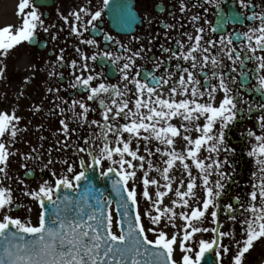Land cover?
Masks as SVG:
<instances>
[{
  "label": "snow or ice",
  "instance_id": "obj_1",
  "mask_svg": "<svg viewBox=\"0 0 264 264\" xmlns=\"http://www.w3.org/2000/svg\"><path fill=\"white\" fill-rule=\"evenodd\" d=\"M205 3L214 4L217 9L221 7L220 0H205ZM238 3L251 12L246 16L248 21L258 22L236 34L238 44L231 33L218 37L210 33H217L224 22L240 19L243 13L221 15V23L217 26H211V22L205 20L210 25L208 32L200 24L204 18L192 14L189 21L195 34L182 33L190 42L187 50L184 40L172 38L177 48L161 45L162 53L167 55L152 58L154 69L177 61L175 71L164 75L158 76L150 70L145 78L139 70L142 66L137 65V59H145L144 53L151 51L143 44L133 50L114 36L105 34V41L114 42L120 49L119 54L103 51L89 55L75 46V51L80 54V67L77 68V60L71 61L74 69L71 87L83 90L87 95L86 98H73L67 108H60L64 118L59 120L62 127L58 131L69 138L79 129H88V134L81 137L83 145L77 146L81 170H76L75 163L63 160L62 163L67 165L66 174H58L52 169L54 181L45 179L37 189L25 190L24 194L39 205L36 223L30 216L21 218L9 214L13 207L24 206L16 203L12 189L0 182V264H223V255L232 252L231 244L224 243L225 238L235 242L236 250L229 264H245V256L254 243L264 239V95L256 102L246 99L238 91L232 73L239 72L245 80L254 77L252 90L264 94V10H252L255 7L252 0H238ZM198 5L199 0L191 7ZM109 8L123 26L131 27L135 19L131 6L110 4V0H103V7L96 11L85 6L68 15H60L69 26V34H75L80 44L98 48V41L85 38L84 34L90 29L102 32L97 23L101 21L104 9ZM179 9L181 13L189 11L185 0H180ZM18 15L19 24L0 27V80L7 76L5 61L14 49L24 43L30 44L38 29L47 33L56 27L55 24L46 25L34 0H20ZM167 27L174 29L177 25ZM165 36H168L167 32ZM56 38V35L52 36L53 40ZM133 39L139 42L141 38L134 36ZM63 52L61 49V61L64 60ZM100 58L117 66L118 83L106 82L102 72L93 74L95 70L88 61L95 63ZM246 61L253 66L248 68ZM184 62L188 66H184ZM225 68H228L227 73ZM30 79L27 78L25 83ZM97 80L100 82L94 84ZM240 87H246V84L241 83ZM48 91L59 92V89L49 88ZM90 101L98 103L102 119H90V113L96 111ZM61 102L69 104L63 98ZM34 108L41 110L40 105ZM254 109L259 113L255 117L259 131L249 128L246 135L255 141L247 151V156L254 161L255 170L251 176L255 182L250 181L248 199L242 201L240 196L234 197L238 208L231 202L223 205L221 198L227 183L233 179L225 166L231 165L233 174L235 171L228 154L235 153L236 149L229 144L228 134L236 123L251 118ZM22 119L15 109L0 111V174L5 176L10 157L16 154L11 145L16 143L21 131L27 130L20 127ZM175 119L181 121L179 126L173 123ZM193 131L198 135L193 137ZM178 138L185 142L181 151L176 149ZM153 141L157 142L155 151L149 147ZM141 142L146 155L141 154ZM202 151L207 155L202 157ZM157 153L163 161L162 167L151 159ZM24 158L35 157L28 153ZM52 163L50 159L44 167L48 168ZM177 166H182L187 179L174 188L171 172ZM97 168L101 177L111 179L112 187L120 197L115 209L112 199L105 198L102 191L97 190L95 196L89 191L95 186L88 173ZM152 171L162 176L165 181L162 186L158 179L150 178ZM82 181L87 182L83 192L80 191ZM139 185L142 189L138 192ZM151 186H155V198L150 192ZM169 193L176 198L171 201L175 207H162L163 198ZM141 198L149 205L143 213L140 211ZM93 199L94 203L91 202ZM27 211L31 213L33 209L28 207ZM221 211L229 220H239L240 239L236 238L234 228L221 230L223 226L218 215ZM144 217H147V225ZM164 217L167 223L163 222ZM177 217L184 222L182 228L175 222ZM209 217L217 227L203 226ZM168 227L176 230L169 234ZM208 232L215 235L211 239H196L197 234ZM177 250L181 253L179 259L176 258Z\"/></svg>",
  "mask_w": 264,
  "mask_h": 264
},
{
  "label": "flooded vegetation",
  "instance_id": "obj_2",
  "mask_svg": "<svg viewBox=\"0 0 264 264\" xmlns=\"http://www.w3.org/2000/svg\"><path fill=\"white\" fill-rule=\"evenodd\" d=\"M37 8L41 13H43V18L46 21V25L55 24L56 27L50 28L49 32H44L42 29H38L37 36L34 40L29 43H24L18 46L10 54L20 53L21 56L27 57L32 61L31 67L23 69L21 74L17 69H12L8 78H5L4 85L8 86L7 83L13 84L15 90H11L10 94L14 98L16 104V114L21 116L23 119L20 121V127L26 128L23 133L28 138V143L26 139L23 138L22 134L19 133L16 138V143L11 145V148L24 151L28 150L29 153L35 154L40 151L39 140L41 137L49 135H58L62 133L58 131L62 126L59 124V120L64 118L60 115V108H67L73 98L80 99L85 97L87 93L83 90L74 89L71 87V83L74 82V69L71 67V61L77 60V68L80 67V54L75 51V46H79L83 51L91 55L94 52L111 51L114 54H119L120 49L114 42H107L104 39V35H112L117 40H120L126 46H130L133 50L140 47L143 44L146 49H151V51H146L144 53L145 59H137V65L142 66L139 70L142 71L147 77V73L151 70L154 71L156 75H164L166 72H174L176 60L167 62L166 66H162L160 69H154L153 67V57H161L163 54L161 51V45L165 47L177 48L175 40L172 38H180L185 42V50L187 46H190V42L187 41L186 36H182V33L187 31L189 33L195 34V29L192 27L189 17L192 14H199L204 19L200 21L205 27L206 32H208L210 25L205 23V20L211 22V26H217L221 23L220 16L224 15L228 17L231 13L235 12L238 15L243 13L244 15L235 21L227 20L223 23V27L218 28L217 33H210L214 37H218L219 34H233L234 42L236 41V34L243 31H247L249 25L258 23L255 21H248L246 19L247 15H250L249 10H245L240 7L238 0H220V9L215 8L214 4L209 5L205 3V0H199V5L196 8H192L191 5L197 3V0H185V3L189 5V11L186 13H181L179 9L180 0H110V4H122L131 6V11L133 12L135 19L131 23V27L123 26L120 21L114 16L113 11L109 9H104L103 16L100 22L97 23V27L102 29L98 32H89L84 34L85 38H95L98 41L99 47H92L88 45L80 44V40L75 34H69L70 29L67 24L64 23L61 18V13L68 15L72 11L79 10L81 7H89L92 11L99 10L103 7V0H34ZM20 0H0L1 10L4 7V11L9 10L8 7H16L18 13V5ZM255 7L252 9L254 11L264 10V0H252ZM207 9V11H205ZM2 10V11H3ZM27 11V10H26ZM19 16V15H17ZM87 19V17L85 18ZM20 21V19H19ZM176 24L177 27L174 29H169L167 25ZM180 25H183L181 28ZM168 36H165V33ZM56 35L55 40L52 36ZM140 37V41H136L133 37ZM61 49H64L63 55L64 60H59L61 55ZM105 63L102 66L100 63ZM89 65L95 72H102L106 82L118 83L120 78V73L116 65L112 64L109 60L105 58L98 59L95 63L88 61ZM122 63V62H121ZM230 64V62L226 61ZM248 68L253 65L246 61ZM108 66H110L111 74L117 75L115 79H110L108 77ZM184 66H188L187 62H184ZM224 71L227 73L228 68ZM50 73H54L51 74ZM79 75V71H76ZM88 72H85L87 75ZM202 76L203 74L198 73ZM236 80V87L240 93L244 95L246 99H250L253 102L260 101L262 93L255 92L252 90L251 86L255 83L254 77H249L247 80L243 76L237 73H232ZM31 78L27 83L25 80ZM3 80V79H2ZM97 80L94 82L99 83ZM215 83L216 81H212ZM203 83V80H202ZM246 84V87L241 88L240 84ZM59 89V92L53 91L49 92L48 89ZM21 93H23L21 95ZM167 95V93H165ZM61 98L69 102L68 105L61 102ZM219 100V96L217 97ZM96 108V111L90 113V119H102L101 109L98 103L89 102ZM40 105L41 110L35 111L34 106ZM59 105V107H57ZM42 113H47L48 115H42ZM259 113L254 109L251 114V118L244 119L236 123L228 134V139L233 143L236 149L235 153H229L230 156L234 155V169L238 170V177L234 181H231L233 185L236 183V189L239 190V196L241 199L243 196L248 198V193L251 190V183H254V179L251 173L255 170L253 158L247 156V151L251 147L254 140L247 138V130L249 128L259 131L255 117ZM66 115L71 116V113H66ZM43 121V122H42ZM42 126V127H41ZM73 127L76 125L73 123ZM43 130V131H41ZM86 130L79 129L78 132H74L72 135H81ZM26 141V142H25ZM35 149V152L32 150ZM38 163V159L34 160ZM38 176V175H37ZM40 178V175H39ZM48 179L47 175H42L41 180ZM49 180V179H48ZM264 244V239L254 243L255 246H259V243Z\"/></svg>",
  "mask_w": 264,
  "mask_h": 264
},
{
  "label": "rangeland",
  "instance_id": "obj_3",
  "mask_svg": "<svg viewBox=\"0 0 264 264\" xmlns=\"http://www.w3.org/2000/svg\"><path fill=\"white\" fill-rule=\"evenodd\" d=\"M9 10H7L6 12L3 10L4 7L2 8L1 10V7H0V27H3V26H6L8 24H19V19H20V16H17L18 13H17V10H16V7H8ZM6 64H7V74H10L11 73V70L12 69H17L21 74H24L25 72H22V70L24 68H28V67H31L32 65V61L30 59H28L27 57H24V56H21L20 53L17 52L16 53H13V54H10L7 58H6ZM9 76H6L5 78H8ZM4 78V79H5ZM10 78V77H9ZM3 80H0V84H1V87H2V90H0V111L2 110H12V109H15L16 110V104L14 102V98L9 95L10 94V91L11 90H15V88L13 86V84H11L10 82L7 83L8 86H5L4 85V81ZM0 87V89H1ZM9 92V94H8ZM47 114V113H46ZM173 123H176L178 126L179 124L181 123V121L179 119H175L173 121ZM201 123H203V120H201ZM99 132V130L97 131ZM23 136V138L26 139V143H28V138L27 136L23 133V131L20 132ZM192 136L195 137L198 135V133H196L195 131H193L192 133ZM80 141H77L75 140V143H79L78 145H83V140L82 139H79ZM55 142H59L61 144H58L56 146V154L54 156V161L56 162H53L51 165L48 166V168H45L44 165L48 162H43V159L44 156H43V148H45V142L46 140L43 138H41L39 140V142L41 143V150L40 152H37L35 154H32L33 157L35 158H30V159H25L24 158V154H28L27 151H21V150H18V149H15L13 150V152H15L16 154L12 157H10V163H9V167L7 169V176L3 175V174H0V182H2L3 186H7V187H10L13 191V196L15 198V201L16 203L18 204H22L24 207L22 208H19L17 210H14V207H13V210L9 213L10 215L16 217V216H19L21 218H24L26 216H30L31 219H32V222L33 223H36L37 220H38V214L40 212V208H39V205L36 201L32 200L31 197H28L24 194L25 190H32V189H37L40 185V183L38 182H27L25 181L24 177H23V169L24 168H27V167H30L32 165H35V159H38L41 160V163L39 165H37V167L39 169H41L42 171L46 172V173H49L50 174V171L52 169H54L56 171V169L60 168L59 165H63L62 161L63 160H69V162L71 163H75L76 164V170L79 171L80 168H79V154L77 153V146H75V149H73V155L70 153V152H64V143L66 144V142H68L67 140L65 139H55L54 140ZM72 142V141H71ZM157 146V142L153 141L152 144L149 145V147H151L153 149V151H155V147ZM160 146V145H159ZM68 147V146H67ZM162 147V146H161ZM164 147V146H163ZM141 154H145L143 152V142H141ZM40 153V154H39ZM52 155H54L53 151L50 155V157L52 158ZM146 155V154H145ZM202 157L207 155L206 152H203L201 153ZM160 157V154L157 153L156 155L152 156L151 159L153 161V163L157 166H163V161L159 158ZM223 157V153L221 154V158ZM85 159H88L87 156L84 157ZM210 162V161H208ZM66 166V165H65ZM64 166V167H65ZM104 167L106 168L107 167V162L105 163ZM229 167H231L229 165ZM182 168V166H181ZM62 169V168H61ZM193 174H197L196 173V170L194 169V172ZM150 178H156L160 181V184H164L165 181L163 180L162 176L155 172V171H152L150 172ZM179 177L180 179L182 178L183 180L186 181L187 179V174L183 171V168H182V173L180 175L176 174V178ZM140 178V174L138 173V176H137V179L139 180ZM213 179H215V177H213ZM21 181H23V183H21ZM37 181H40L39 179ZM161 185V186H162ZM180 186V183L178 184L177 183V180L175 181V179H173V187H179ZM142 189V185H139L137 190L138 192ZM161 190H164L162 187H161ZM183 190V189H182ZM150 192H152L153 194V197L155 198V186H151L150 187ZM236 191L233 190L231 193L227 192L225 193V196H222L221 200H222V204L223 205H226L228 203H232V199L233 197L236 195L235 193ZM200 195H203V192L200 191ZM166 197V196H165ZM163 198V206H173L175 207L174 205H171V201L173 199H176L175 196L172 194V193H169L167 195L166 198ZM28 207H31L33 209V211L31 213H29L27 211ZM149 207L148 204L145 203V201L143 200V198L140 199V211L143 213L147 208ZM235 207V206H234ZM239 207V206H237ZM113 208V206H112ZM114 209V208H113ZM177 211H180V209L177 207ZM225 212L221 211L218 213L219 215V222L220 224H222V228L221 230L222 231H229L230 230V226L227 224L226 221H223V219H220V217H224V214ZM153 214L155 215V211L153 210ZM163 219V222L164 223H167V218L164 217L162 218ZM144 222L145 224L147 225L148 224V220H147V217H144ZM176 224L178 226V228H182L183 227V220L179 217L176 218ZM233 221L229 220L228 219V223L229 224H232ZM236 222H238V226L236 228L235 226V233H236V238L237 239H240L241 236H242V230H241V225L239 223V220H237ZM236 222H233L235 223L236 225ZM163 226V224H162ZM204 227H208V228H212V227H217L216 224H213L212 223V220L211 218L209 217L208 219L205 220L204 224H203ZM176 229H173L171 227H168L167 228V231L169 232V234H171L173 231H175ZM150 237L152 236V234H149ZM215 234L214 233H211V232H208V233H201V234H197L196 236V239H200V238H204V239H211L212 236H214ZM154 238V237H153ZM224 243L225 244H231L232 246V252L231 253H228V254H224L222 259H223V264H229L230 262V257L232 254H234L235 252V242L234 241H230L229 238H225L224 239ZM261 244L263 243H260L259 246H255V248L253 247L249 253L246 254L245 256V264H263L264 263V246H261ZM264 245V244H263ZM180 255L181 253L179 252V250H177L176 252V258L179 259L180 258Z\"/></svg>",
  "mask_w": 264,
  "mask_h": 264
},
{
  "label": "water",
  "instance_id": "obj_4",
  "mask_svg": "<svg viewBox=\"0 0 264 264\" xmlns=\"http://www.w3.org/2000/svg\"><path fill=\"white\" fill-rule=\"evenodd\" d=\"M88 176L91 184L95 186L94 188H89V191L93 194V196H95L97 190L102 191L104 197L106 196L107 198H111L116 205V202L120 199V197L113 189L111 179L103 177V179L101 180V176L99 175V168L95 169L94 171H90L88 173ZM81 185L82 187L80 191L83 192L85 187H87V182L82 181ZM69 193L71 194V190H69ZM91 202L94 203L95 200L93 199Z\"/></svg>",
  "mask_w": 264,
  "mask_h": 264
},
{
  "label": "bare ground",
  "instance_id": "obj_5",
  "mask_svg": "<svg viewBox=\"0 0 264 264\" xmlns=\"http://www.w3.org/2000/svg\"><path fill=\"white\" fill-rule=\"evenodd\" d=\"M185 147V142L182 139H177V144H176V149L177 151H181L183 150V148ZM142 150V149H141ZM182 173V168L181 166H177L176 168H174L171 172V175L173 176V178L175 179V181L177 180V183L179 184V182L181 180H183L182 178L180 179L179 177L176 178V174L180 175ZM162 185V184H161ZM167 197V196H166ZM165 197V198H166Z\"/></svg>",
  "mask_w": 264,
  "mask_h": 264
}]
</instances>
